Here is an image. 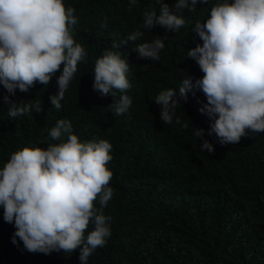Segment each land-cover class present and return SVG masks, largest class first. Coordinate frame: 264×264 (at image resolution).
Instances as JSON below:
<instances>
[{
	"label": "trees",
	"instance_id": "obj_1",
	"mask_svg": "<svg viewBox=\"0 0 264 264\" xmlns=\"http://www.w3.org/2000/svg\"><path fill=\"white\" fill-rule=\"evenodd\" d=\"M151 2L159 15V6ZM216 2L184 10L186 24L178 32L160 26L141 29V40L112 49L114 41L122 44L142 23L150 0H137L131 11L129 0H64L66 7L75 9L74 39L87 57L78 64L61 109L49 98L58 92L63 65L47 86L37 82L28 92L17 90L10 97L17 103L39 101V113L33 108L9 117L3 100L7 92L0 85V168L24 147L46 149L49 143L61 142L52 141L47 131L60 119L71 122L80 142L105 139L112 145L107 168L113 173V196L104 208L112 217L111 236L88 264H264V133L249 132L238 144L221 145L215 134L207 135L212 121L200 113L207 101L196 89L181 101L171 124L161 122L160 106L154 102L162 90L178 91L186 76L193 83L202 78L187 51L202 45L192 29L197 21H206ZM165 3L173 8L175 0ZM157 36L168 38L160 59H138L132 51L136 44ZM106 50L119 51L129 62L131 88L123 94L131 97L132 105L121 116L108 108L114 102L111 94L93 90L94 64ZM120 95L116 92L117 99ZM177 117L181 124L175 123ZM183 123L189 127L183 128ZM194 128L205 130L212 153L200 151L203 140L194 136ZM14 232L0 208V264H80L79 249L29 253L19 240V246L11 243Z\"/></svg>",
	"mask_w": 264,
	"mask_h": 264
},
{
	"label": "clouds",
	"instance_id": "obj_2",
	"mask_svg": "<svg viewBox=\"0 0 264 264\" xmlns=\"http://www.w3.org/2000/svg\"><path fill=\"white\" fill-rule=\"evenodd\" d=\"M136 3L129 0V11ZM198 3L209 0H175L173 8L165 0H154L157 15L150 0L142 23L122 44L114 41L112 49L141 40L156 26L178 32L186 24L184 10L195 11ZM74 12L64 0H0V85L7 92L3 100L9 105V117L26 115L33 108L41 112L39 101L17 103L10 97L17 90L28 92L37 82L47 86L63 65L58 92L49 98L56 110L61 109L78 64L87 57L74 39L78 24ZM192 32L203 43L189 49L187 56L203 76L194 83L186 76L178 91L169 88L155 97L161 122L171 124L181 101L196 89L207 101L199 111L212 121L207 135L215 134L221 145L238 144L249 132L264 133V0H217L210 16L203 23L197 21ZM167 39L154 37L132 51L138 59L158 61ZM129 71V62L119 51L106 50L94 64L93 90L112 95L114 102L108 108L115 116L126 114L132 105L131 97L123 94L131 88ZM116 92L122 93L118 99ZM175 123L181 124L178 117ZM194 129V136L203 140L200 151L212 153L205 130ZM47 131L52 141L61 142L49 143L46 149L24 147L11 153L0 168L3 221L14 225L13 245L19 246V240L27 252L44 255L79 249L80 264H88L111 236L112 217L104 208L113 196L109 186L113 173L107 168L112 145L105 139L80 142L67 119ZM90 226L93 230L88 231Z\"/></svg>",
	"mask_w": 264,
	"mask_h": 264
}]
</instances>
